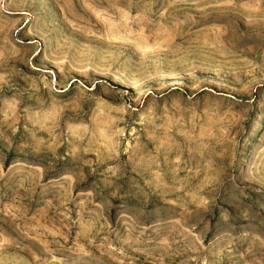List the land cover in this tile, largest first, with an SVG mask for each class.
Returning <instances> with one entry per match:
<instances>
[{
	"label": "rangeland",
	"instance_id": "obj_1",
	"mask_svg": "<svg viewBox=\"0 0 264 264\" xmlns=\"http://www.w3.org/2000/svg\"><path fill=\"white\" fill-rule=\"evenodd\" d=\"M0 264H264V0H0Z\"/></svg>",
	"mask_w": 264,
	"mask_h": 264
}]
</instances>
